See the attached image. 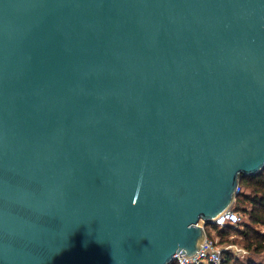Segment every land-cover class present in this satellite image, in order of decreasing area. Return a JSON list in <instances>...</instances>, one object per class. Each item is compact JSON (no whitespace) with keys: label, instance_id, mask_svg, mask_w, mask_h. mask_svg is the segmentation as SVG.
Returning <instances> with one entry per match:
<instances>
[{"label":"water","instance_id":"1","mask_svg":"<svg viewBox=\"0 0 264 264\" xmlns=\"http://www.w3.org/2000/svg\"><path fill=\"white\" fill-rule=\"evenodd\" d=\"M262 171L264 0H0V264L193 257Z\"/></svg>","mask_w":264,"mask_h":264},{"label":"trees","instance_id":"2","mask_svg":"<svg viewBox=\"0 0 264 264\" xmlns=\"http://www.w3.org/2000/svg\"><path fill=\"white\" fill-rule=\"evenodd\" d=\"M241 191L236 197L233 209L246 216L238 227L227 225L219 228L215 225L206 228L207 236L214 239L209 232L210 228H214L224 239L230 233H236L242 237L240 242L245 249L255 254L264 253V171L259 175L245 177L240 182ZM224 264H264L257 262L248 257L245 261H240L231 253H226Z\"/></svg>","mask_w":264,"mask_h":264},{"label":"built area","instance_id":"3","mask_svg":"<svg viewBox=\"0 0 264 264\" xmlns=\"http://www.w3.org/2000/svg\"><path fill=\"white\" fill-rule=\"evenodd\" d=\"M240 186L237 192L240 193ZM242 222V216L239 212L232 208L222 213L215 221L214 225L224 228L227 225L238 227ZM227 250L221 248L216 241L206 237L200 251L193 257H185L177 255L173 264H224Z\"/></svg>","mask_w":264,"mask_h":264},{"label":"rangeland","instance_id":"4","mask_svg":"<svg viewBox=\"0 0 264 264\" xmlns=\"http://www.w3.org/2000/svg\"><path fill=\"white\" fill-rule=\"evenodd\" d=\"M242 221L246 220V216L241 213ZM202 225V223H201ZM261 231H264L263 228L259 227ZM209 232L213 235L214 241L221 247L227 250V254L231 253L234 257L238 258L240 261H245L248 257L254 259L257 262L264 263V253L263 254H255L243 247L240 243L242 240L241 236H238L236 233H230L224 239L221 235L214 229L210 228Z\"/></svg>","mask_w":264,"mask_h":264}]
</instances>
